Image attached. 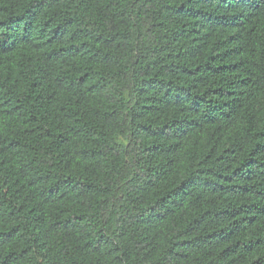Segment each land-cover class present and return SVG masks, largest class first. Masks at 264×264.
I'll return each mask as SVG.
<instances>
[{
    "label": "trees",
    "instance_id": "trees-1",
    "mask_svg": "<svg viewBox=\"0 0 264 264\" xmlns=\"http://www.w3.org/2000/svg\"><path fill=\"white\" fill-rule=\"evenodd\" d=\"M0 264H264V0H0Z\"/></svg>",
    "mask_w": 264,
    "mask_h": 264
}]
</instances>
